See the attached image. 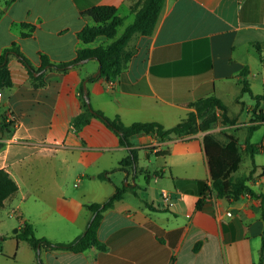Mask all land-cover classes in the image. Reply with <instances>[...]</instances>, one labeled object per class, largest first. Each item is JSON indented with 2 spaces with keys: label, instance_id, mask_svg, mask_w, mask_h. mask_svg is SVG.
Listing matches in <instances>:
<instances>
[{
  "label": "crops",
  "instance_id": "1",
  "mask_svg": "<svg viewBox=\"0 0 264 264\" xmlns=\"http://www.w3.org/2000/svg\"><path fill=\"white\" fill-rule=\"evenodd\" d=\"M136 1L0 0V56L16 43L32 67L30 71L11 53L12 86L0 88V117L8 124L0 130V170L18 186L0 207L6 209L11 227L0 224V264H259L264 243V119L249 123L258 126L251 134L257 169L248 183L257 196L246 193L238 200L216 193L204 197L212 174L203 140L222 130L221 117L198 121L196 133L172 134L162 142L153 134L132 135L138 161L128 171L121 163L129 150L114 131L92 117L77 132L72 120L82 112V84L94 109L119 117L125 125L158 122L172 128L195 111L191 103L210 96L222 100L239 123L245 107L250 118L256 102L244 105L240 82L245 79L254 95H264V0H165L154 33L132 38L126 69L110 80L94 77L100 69L96 59L67 72L42 69L41 54L59 64L74 60L79 49L112 42L106 37L89 44L80 40V31L95 25L82 17L83 11L114 6L124 19L122 27L127 17L121 11L131 12ZM24 32L30 35L22 37ZM258 84L261 90L255 92ZM232 103L239 108L231 110ZM260 112L264 116L263 101ZM245 131L242 139L235 135L243 148ZM142 156L155 163L154 175H146L158 183L157 193L150 200H139L136 193L132 201L128 191L104 212L98 236L106 250L36 252L19 238L25 223L37 238L54 243L83 235L92 220L86 205L103 203L121 187L112 174L121 173L126 185L145 174ZM252 164L245 156L238 175L249 173ZM105 172L109 180L99 179ZM164 190L168 202L162 199Z\"/></svg>",
  "mask_w": 264,
  "mask_h": 264
},
{
  "label": "trees",
  "instance_id": "2",
  "mask_svg": "<svg viewBox=\"0 0 264 264\" xmlns=\"http://www.w3.org/2000/svg\"><path fill=\"white\" fill-rule=\"evenodd\" d=\"M165 0H137L131 12L134 14V21L128 25L124 32L117 37V30L123 24L124 19L118 15L117 8L114 6H94L81 13L85 19L92 20L95 25H86L79 33L80 40L89 44L95 41L98 37H106L112 42L108 45H100L96 48H84L77 51V56L69 62L55 64L47 55L41 54L42 69L49 68L59 72H67L69 67L78 64L80 61L87 59H96L100 64V74L97 78H107L108 80L119 76L127 67L131 57L132 50L129 48V43L136 35L151 36L158 24L160 14L162 12ZM22 27L28 28L23 24ZM33 28H30L31 32ZM29 32L22 33V37L30 35ZM16 54L19 60L30 71L32 69L30 61L23 55L20 47L13 43L12 46L5 50L0 56V88H9L12 86V78L8 68L9 55ZM248 69H245L242 76H246ZM90 81L95 80L94 77H88ZM241 96L249 94L256 102L255 114L257 120H263V114L257 113V107L264 102V95H254L250 84L245 79L240 82ZM80 100L82 102V112L73 118L72 125L79 132L92 117H95L104 122L108 128L114 131L120 138V144L128 148V156L122 161L121 167L124 170L134 169L137 166V152L131 147L130 137L138 133L153 134L162 142L174 134L177 137H182L198 131V121L210 117L214 112L219 111L223 123L225 125H235L238 117H230L228 109L224 102L215 96L200 99L190 104L194 108V112L188 113L187 117L172 128L166 129L158 122H136L131 125H125L119 117L109 118L102 111L89 107L84 98L83 84L79 89ZM238 97L237 102L240 101ZM8 124L0 117V130L7 128ZM257 125L248 127V134L243 145L239 139L229 133L227 129L218 132L209 133L204 137V147L208 158L212 174V182L210 186H206L204 197L211 193H216L219 197H225L233 200H238L242 195L249 193L255 195L248 183L253 178L257 169L254 162L256 147L251 143V134L257 129ZM0 143V151L2 149ZM245 156L251 158L253 164L249 173L238 175L240 165ZM109 172L102 173L98 176L99 179L109 180ZM264 175V170L262 171ZM150 177L146 176V180ZM135 188L133 185H123L116 187L115 193L103 203H93L86 205V208L92 213V220L89 223L85 233L71 242L54 243L46 238H37L34 234L32 225L25 223L20 239L25 240L36 252L40 248H45L50 251L67 250L73 253H81L90 248L98 250H106V245L99 239L98 230L104 217V212L114 208L115 204L121 201L126 192L131 191L134 194ZM18 190L16 182L3 169L0 170V207L4 206L5 201L14 195ZM257 196V195H255ZM262 199L263 207V195ZM152 208L150 204H147ZM264 218V213H263ZM4 237L0 235V242ZM259 264H264V243L261 247Z\"/></svg>",
  "mask_w": 264,
  "mask_h": 264
},
{
  "label": "rangeland",
  "instance_id": "3",
  "mask_svg": "<svg viewBox=\"0 0 264 264\" xmlns=\"http://www.w3.org/2000/svg\"><path fill=\"white\" fill-rule=\"evenodd\" d=\"M121 14L123 16H126L127 20L125 22V25L118 29V35H121L124 32L126 26L131 24L133 22V18H134L133 15L131 14L130 10L127 9V8L122 10ZM91 22L93 23L92 20H91ZM100 40L106 41L105 38H100ZM260 90H261V87L258 84V86H256L254 91L255 92H260ZM242 101H243L244 105H254L255 104V101L251 98V96L249 94H244L243 97H242ZM241 107L242 106H240V108ZM236 108H239V106L235 105V103H232V106L230 107V109L234 110ZM254 110L252 111L250 118H248L247 116H248L249 113L247 112L246 107H245L242 110V116H241V119H242L241 121L242 122L239 123L237 121V123L235 125H225L223 123V118H222V116H221L219 111L214 112L211 116H213L215 120H217L218 118L221 117V120L219 121V125L218 126L221 127L222 130L223 129H227L229 131V133H231L233 135H237V136H239L242 139L243 135H246V133H245L246 131L245 130L247 129V131H248V127L251 126V124H249V123L254 122L255 119L257 118ZM232 117H234V116H232ZM141 162L145 166V169H142L143 171L144 170L146 171L145 174H143V173L139 174L138 177L136 178V180L129 181V183H130V185H136L137 184L138 187L135 188V193L138 194V199L139 200H150V198H151L150 195L155 196V194L157 193L158 183H156L153 179L146 180L145 176H147L146 174L154 175L156 167H155V163L154 162L152 164H149L146 161V159L143 158V156H142ZM245 166H246V161L243 164L242 170H244ZM112 175H113V179L115 180V182H117V184L119 186L126 185L127 181L122 182V179H120V178H122V174L121 173H114ZM133 195H135V194L133 192H131V194L128 195V199H130V200L134 199L135 197ZM134 200H132V201H134ZM5 211H6L5 208H0V224L3 221L7 222L6 223V229L9 228V230H10L11 227L9 225V220H8L9 216L6 215ZM13 231H14V229L12 231H9V234H12ZM69 238H73V237H69Z\"/></svg>",
  "mask_w": 264,
  "mask_h": 264
},
{
  "label": "water",
  "instance_id": "4",
  "mask_svg": "<svg viewBox=\"0 0 264 264\" xmlns=\"http://www.w3.org/2000/svg\"><path fill=\"white\" fill-rule=\"evenodd\" d=\"M87 60H88V59H87ZM87 60L80 61L79 63H84V62H86ZM99 74H100V69H99L98 73H97L96 75H94V77H96V76L99 75ZM84 98H85V101H86L87 105H88L89 107H91V104H90V101H89V98H88V95H87V90H86L85 84H84Z\"/></svg>",
  "mask_w": 264,
  "mask_h": 264
},
{
  "label": "built area",
  "instance_id": "5",
  "mask_svg": "<svg viewBox=\"0 0 264 264\" xmlns=\"http://www.w3.org/2000/svg\"><path fill=\"white\" fill-rule=\"evenodd\" d=\"M161 196H162V199H163L164 202H168V201L170 200V195H169V193H168L167 191H165V190L162 191Z\"/></svg>",
  "mask_w": 264,
  "mask_h": 264
}]
</instances>
